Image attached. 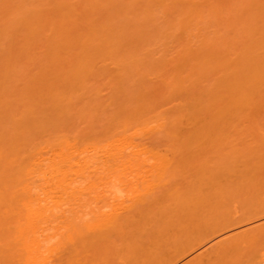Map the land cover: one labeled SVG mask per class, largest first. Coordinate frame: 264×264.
Listing matches in <instances>:
<instances>
[{"label":"bare ground","instance_id":"6f19581e","mask_svg":"<svg viewBox=\"0 0 264 264\" xmlns=\"http://www.w3.org/2000/svg\"><path fill=\"white\" fill-rule=\"evenodd\" d=\"M107 60L129 88L160 66L211 84L175 114L120 78L80 138L67 121L102 113L78 73ZM0 264H264V0H0Z\"/></svg>","mask_w":264,"mask_h":264},{"label":"rangeland","instance_id":"374dc122","mask_svg":"<svg viewBox=\"0 0 264 264\" xmlns=\"http://www.w3.org/2000/svg\"><path fill=\"white\" fill-rule=\"evenodd\" d=\"M107 62H108V63H107ZM98 64L101 65V66L96 65L94 69H90L89 71H85V70L82 69V72H81V73H78V75H80V76H79V77H80V81H79V82L82 81V82H81L82 85H81L80 83H78V84H80L81 88H82V87L84 88V89H83L84 92H83L82 95H79L80 93H79L78 95L76 94V98L74 99V101L77 102V103H79V104L82 102V103H83V106H84V104L87 105L86 102H88V101H89V102L91 101L90 103H92V102L94 101L95 98H97V100H98V101H96V103L94 102V105H95V106H93V108H92V106H90L89 108H87V107L85 106V107L88 109V113H89V111H91L92 109H94V107H96V110L98 111V110H99L98 108L101 109V108L105 107L106 105H109V104L113 101V103L111 104V105H112L111 107H110V105H109V106H106V109L108 108V112L111 114V113L113 112V110L115 109V104H116V102L118 101L117 104H119L120 102L124 101V100H123L124 98L126 99V97H124L123 94L120 95V92L118 93V96L120 95L119 97H118V96H117V97L114 96V95H116L117 92H118L117 89H115V90H117V91H112L113 88L117 86V84H120V83H121L120 85H121V87L123 86V88H122V90H121V89H119V90H121L122 92H123V89H124L125 91H126L127 89H128L129 91H130V90H133V92H134V93L136 92V94H138V93L140 92V93H139L140 96L143 95V94L141 95V91H142V93H143V92H144V93L147 92V95H148V92H149V95H148V96H147V95H145V96L143 95V97H146V98L150 96V97H149V100H147V102H149V101L152 102L153 99H155V101H156V99L160 98V99H159V102H157V103H161V102L163 101L164 98H168V100H169V97H170L169 95H171V97H170L171 100L169 101V103L172 105L171 109L174 110V111H175V114H176V111H177V109H176V108H177L176 105H177V103H178L179 105H180V103H182V104H185V102L188 103V102H190V98H188L189 100H187V101H188V102H187V101H186L187 98H184V97H183V96L187 93V92L185 93V91H184V95H183V94H182V95H178L179 97H181V99H177L178 96H176L175 94H178V91H179V93H181V92L183 93L182 90H185L186 88H189V89H190V86L193 85L194 82H196V83H200V82L205 78V77H204V78H203V77H199L200 79H198V78H197V75H198L197 72H196V74L194 75V77H192V78H191L190 75H189V77H190L189 80H188V78H187L188 82H190L191 80H193V78H194V80H195V78H197V79H196L195 81H194V80L191 81V82H190V86L187 87V85H189V83L186 84L187 81L185 80L186 78H185L184 75L187 74V73H189V69L186 68V69H188L187 73H185V72H186L185 69H184L185 72L182 70V75H183V73H185V74L183 75V77L185 78V79L183 78V79L185 80V82H183V83H185L186 85H184L183 83H179L178 86L176 85V86H177L176 88H175V86L173 85L174 88H175L174 90H175V91L177 90V93H176L175 91H174V92H170V90H173V86L170 84L169 86L167 85V88H166V87H165V84H166V83L169 84V82L171 81V82H173V83L178 84L177 82H175V80H177L178 82H179V81H180V82L182 81V80H180V78H179V80H178L177 77H174V75L171 74L172 72H173V73H176V71H177L178 69L174 71V70H172V69H174V68H171V69H170L169 66H168V68H169L168 71H167L166 69H165V70L163 69V71H159V69L161 70V67H164V66H160V67H158L159 69L156 67L157 70H155L156 68H153V67H152V70H153V71H152L151 69H150V70H151V71H150V70H148V68H147V70L150 71L149 73H150L151 75L148 73V71H147L146 69H145L146 71H145V70H142V72H144V71L147 72L146 75H148V77H146V75H145L144 73H143V75H145V76L143 77V75H142L143 78L140 77V76L137 75V74H134V75H133V76H134V79L138 76L136 79L140 78V80L142 79L143 81H142V82H141V81L139 82V83H141V84H137V83H134V82H133V83L135 84L136 87H135V86H131V85H129V86H131V87H130L131 89H130L128 86H124V85H123V82H122L123 79H122V77H120V78L122 79L121 82H120V80H119L120 78H119V79L117 78V76H118V72H123V73H124V71H116V70H117V69H116V66H114V65H112V64L110 65L108 60H107V61H104V62H100V63H98ZM107 65H108V66H107ZM112 66H114V68H112ZM109 67H110V68H109ZM154 67H155V66H154ZM165 67H167V66H165ZM165 67H164V68H165ZM170 67H171V66H170ZM92 68H93V67H92ZM149 68H151V67H149ZM111 69H113V70L111 71ZM118 69H119V68H118ZM93 70H94V72H93ZM96 70H98V71H96ZM120 70H121V69H120ZM80 71H81V70H80ZM114 71H115V72H114ZM166 71H167V72H166ZM192 71H193V70H192ZM92 72H93V73H92ZM95 72H96V73H95ZM180 72H181V70H180ZM190 72H191V71H190ZM89 73H92L93 75H90V77L87 78L86 75H88ZM94 73H95V74H94ZM109 73H110V74H109ZM116 73H117V74H116ZM134 73H136V72H134ZM169 73H170V74H169ZM194 73H195V71H194ZM176 74H177V73H176ZM190 74H191V73H190ZM121 75L123 76L122 73H121ZM121 75H119V76H121ZM149 75H150V76H149ZM180 75H181V74H180ZM130 76H131V75H130ZM171 76H172V77H171ZM178 76H179V75H178ZM187 76H188V75H187ZM187 76H186V77H187ZM191 76H192V75H191ZM166 77L168 78L169 81L167 80ZM85 78H87V79H89V80L87 81ZM124 78H125V77H124ZM131 78H132V76L130 77V79H128V81H125V82H126V85H128L132 80H134V79L131 80ZM163 78H164V80H162ZM173 78H174V79H173ZM181 78H182V77H181ZM201 78H203V79H201ZM210 78H212V77H210ZM144 79H145V80H144ZM165 79L167 80V82H165ZM170 79H171V80H170ZM172 79H173L174 81H172ZM206 79H208V77H206ZM83 80L87 81V82L84 81L85 83L88 84L87 86L89 87V89H88L87 91H89V90L92 88V89H91L92 92L90 91V94H93V93H94L93 96L95 95V98L92 97V95L90 96V95H88L87 93L85 94V90H86L87 87L85 88V87L83 86V85H85V84H83ZM107 80H108V81H107ZM116 80H117V81H116ZM126 80H127V79H126ZM161 80H162L163 82H162ZM197 80H199V82H197ZM106 81H107V84H106ZM109 81H110V82H109ZM134 81L137 82V80H134ZM138 81H139V80H138ZM111 82H112V83H111ZM119 82H120V83H119ZM143 82H144V83H143ZM146 82H148V86L151 87L153 90H152V89H149V90H148L149 87L146 85V84H147ZM171 82H170V83H171ZM203 82H204L203 84L200 83V84L203 85V87L205 86L204 84H206V82H210L208 86H210V84H211V80H210V81H203ZM91 83H93V84H91ZM142 83H143V84H142ZM163 83H164V84H163ZM90 84H91V87L89 86ZM103 84H104V85H103ZM124 84H125V83H124ZM155 84H156V86H157V87H156L157 89L155 88V90H154V86H155ZM157 84H158V85H157ZM161 84H162V86H164V87H162ZM200 84H199V85H200ZM99 85H100V87H99ZM115 85H116V86H115ZM120 85H119V86H120ZM137 85H139V86H137ZM142 85H143V87H147V89H145L146 91H145L143 88H142V90H141V87H140V86H142ZM144 85H145V86H144ZM153 85H154V86H153ZM182 85H183L184 87H182ZM80 86H79L78 88H80ZM85 86H86V85H85ZM102 86H103V87H102ZM185 86H186V87H185ZM206 86H207V84H206ZM208 86H207V87H208ZM110 87H111V88H110ZM134 87H135V88H134ZM168 87H169V88L171 87V89H169ZM179 87H180V89H182V88H183V89H182V90H178ZM196 87H197V85H196ZM203 87H202V89L205 90V88H203ZM68 88H69V87H68ZM81 88H80V90H79L80 92H82ZM94 88H95V89H94ZM99 88H101V89L99 90ZM109 88H110V89H109ZM159 88H163V89H161V92H160V89H159ZM165 88L168 89L167 92H170V93H165V92H164V91H166ZM184 88H185V89H184ZM191 88H192V87H191ZM194 88H195V86H194ZM93 89H94V90H93ZM102 89H103V90H102ZM104 89H105V90H104ZM108 89H109V92H108ZM158 89H159V92H160L159 94H161V93L164 92L166 96L164 95V93H163V96H164V97H162L161 95H159V96H160V97H159L157 94L155 95L156 92L158 93ZM97 90H98V91H97ZM101 90H102V91H101ZM139 90H141V91H139ZM143 90H144V91H143ZM186 90H187V89H186ZM193 90H194V89H193ZM68 91H69V90H68ZM95 91L99 94V97H96L97 94H96ZM106 91H107L108 93L105 94ZM111 91H112L113 93H112ZM138 91H139V92H138ZM150 91H151V92H150ZM152 91H153V94H150V93H152ZM154 91H155V92H154ZM180 91H181V92H180ZM187 91H188V90H187ZM205 91H206V90H205ZM102 92H103V94H102ZM133 92H131V93H133ZM88 93H89V92H88ZM134 93H133V94H134ZM192 93H193V92H192ZM108 94H109V96H108ZM136 94H135V96H136ZM168 94H169V95H168ZM187 94H188V93H187ZM194 94H197V96H198V92H195ZM152 95H153V96H156V97H155V98H154V97L152 98ZM188 95H191V94L189 93ZM122 96H123V97H122ZM135 96H133V98H134L133 100H135V104H136V102H138L139 100L137 99L138 96H136V97H135ZM157 96H158V97H157ZM91 97H92V98H91ZM106 97H107V99L110 98V100H111L112 98H113V99L116 98V99H115V101H114L113 99H112V101L109 100L110 102L107 104V101H108V100L105 101V100H106ZM185 97H187V96L185 95ZM189 97H190V96H189ZM195 97H196V96H195ZM87 98H89V99H91V100H87ZM150 98H151V99H150ZM162 98H163V99H162ZM85 99H86V101H85ZM92 99H93V101H92ZM118 99H119V100H118ZM139 99H140V97H139ZM147 99H148V98H147ZM161 99H162V101L160 102ZM175 99H176V100H175ZM183 99H185V102L183 101ZM192 99H193V97H192ZM77 100H78L79 102H78ZM80 100H81V101H80ZM82 100H83V101H82ZM95 100H96V99H95ZM100 100H101V101H100ZM103 100L106 102V103H105L106 105L104 104V101H103ZM121 100H122V101H121ZM136 100H138V101H136ZM143 100H144V101H143ZM178 100H179V101H178ZM119 101H120V102H119ZM157 101H158V100H157ZM175 101H176V102L178 101V102L176 103ZM181 101H182V102H181ZM192 101H193V100H192ZM192 101H191V102H192ZM100 102H101V105H100ZM132 102H133V101H132ZM139 102H140V103H139ZM139 102H138V104H141V103L144 104V103H146V99L141 98V100H140ZM164 102H165V101H164ZM164 102H163V103H164ZM173 102H174V104L176 103L174 108H173ZM82 103H81V104H82ZM102 103H103V104H102ZM122 103H123V102H122ZM154 103H156V102H154ZM166 103H168V102H166ZM166 103H165V104H166ZM169 103L166 104V105L163 104V105H164V107H163V108H164V111H167V110H168V111H169V112H167L168 114L170 113V110H171V109H168V108H170V106H169L170 104H169ZM81 104H80V105H81ZM117 104H116V105H117ZM90 105H91V104H90ZM160 105H161V104H160ZM167 105H168V107H167ZM155 106L160 107L158 104H157V105L155 104ZM177 106H178V105H177ZM157 107H156V108H157ZM161 107H162V106H161ZM91 108H92V109H91ZM156 108H155V111H156ZM163 108H161V110H162ZM165 108H166V109H165ZM106 109H105V108L103 109L105 113L103 112V110H101V112L98 111V112H100V113H102V114L104 113L103 115L101 114V118H99L100 116L98 115V118H97V119H94V118H95L94 116H96V115H92V116L90 115V116H89L90 113L87 114L88 116H87V117H86V116L84 117V118H86V121L84 122V121L82 120L83 123H81V120H80V119H83V117L80 118L79 116H78V117L74 116V117H73L74 119L72 118V121L69 119V120L67 121V122H68L67 127L69 128V129H68L69 132H70V133H72V132H73V133H77V131H78L79 135H81L80 138H84V139H85L86 137H89V138L91 137V138H96V139L101 138V136L104 137V135H105L106 132H107L106 130H107V128H108V127H105V126H106V122H105V117H106V116H105V115H109L108 112H107V114H106V111H107ZM94 110H95V109H94ZM109 110H110V111H109ZM172 110H171V112H172ZM92 111H93V110H92ZM111 111H112V112H111ZM158 111H160V109H158ZM164 111H163V113L166 114V116H167V113L164 112ZM174 111H173V112H174ZM161 112H162V111H161ZM173 112H172V113H173ZM92 113H94V112H92ZM156 113H157V111H156ZM156 113H153V114L155 115ZM163 113H160V112H159V113L156 114V115L158 116L159 114L161 115V114H163ZM151 114H152V113H151ZM164 114H163V116H165ZM170 114H171V113H170ZM166 116H165V117H166ZM170 116H172V115H170ZM154 117H155V119L157 120V117H156V116H154ZM161 117H162V116H161ZM161 117H160V118H161ZM91 118H93V120H94L93 122H92V119H91ZM149 118H150V117H149ZM149 118H148V119H149ZM75 119H76V120H75ZM148 119H147V120H148ZM152 119H153V117H152L151 119H149L150 121H148V122H154V124L157 123V122H155L156 120L154 121V119H153V121H151ZM158 119H159V117H158ZM205 119H206V118H205ZM79 120H80V121H79ZM84 120H85V119H84ZM74 121H75V122H74ZM97 121H98V122H97ZM102 121H104V122H102ZM203 121H204V120H202L201 123H202ZM206 121L208 122V118H207ZM69 122H70V123H69ZM91 122H92V124H91ZM210 122H211V121L208 122L209 124L206 123V125H205V126H208V127H209V126L214 127V128L211 127L212 129H210V130L215 129V128H216L215 126H218V125H219V124L217 125V123H216V124H212V123H210ZM85 123H86V124H85ZM94 123H97V124H96V127H95ZM201 123H200V126L202 125ZM203 123L205 124V121H204ZM88 124H89V126L92 127L94 130L97 129L96 131L92 130V131L95 132V133H91V134H90V132L88 131V129L90 130ZM146 124L149 125V123H145L144 125H146ZM211 124H212V125H211ZM101 125H103V126H101ZM213 125H214V126H213ZM70 126H71V127H70ZM86 126H87V127H86ZM107 126H108V125H107ZM152 126H154V125H152V123H151V127H152ZM203 126H204V125H203ZM99 127H101V128H99ZM103 127H104V129H103ZM148 127H149V126H148ZM155 127H156V126H155ZM208 127H207V128H208ZM80 128H81V129H80ZM92 128H91V129H92ZM152 128H153V127H152ZM156 128H157V127H156ZM209 128H210V127H209ZM218 128H221V126L219 125ZM83 129H84V130H83ZM99 129H100V130H99ZM68 130H67V131H68ZM82 130H83V131H82ZM148 130H149V129H148ZM207 130H208V129H207ZM215 130H217V129H215ZM215 130H213L214 133H215V135H219V136H220L221 133L219 134V132H221V130L218 129V130H220V131H218V130H217L218 132L216 131L218 134L215 132ZM92 131H91V132H92ZM105 131H106V132H105ZM213 131H212V133H213ZM80 132H81V133H80ZM148 132H149V131H148ZM148 132H146V133H147L146 136L143 134V135H142V138H140L141 136L139 137L140 142H141V141H143V142H147V140L150 141V142H152V141L154 140L155 142H158V141H159L158 144H161V146H162V145H163L162 142L164 143V142L166 141L165 139H164V141H161L160 139H162V138H156V137H154V136H155L154 134H156V133H157L156 136H157V135H160V134H158V131H154L153 129H152V131H151V129H150V132H149V133H148ZM151 132H154V134L152 135ZM155 132H156V133H155ZM83 133H84V134H83ZM97 133H98V134H97ZM144 133H145V132H144ZM146 133H145V134H146ZM150 133H151V134H150ZM96 134H97V135H96ZM148 134H150V135H149L150 137L148 136ZM210 134H211V133H210ZM94 135H95V136H94ZM213 135H214V134H212V137H213ZM221 135H222V134H221ZM151 136H152V139H151ZM219 136H218V137H219ZM97 137H98V138H97ZM144 137H146V138H144ZM212 137H211V135H210V137H209V136H208V138L206 137V140L209 139V141H210V140L213 141V140H215V139H218V140H216V141L221 142L220 139H223V138H221V137L217 138L216 136H214L213 138H215V139H213ZM149 138H150L151 140H150ZM153 138H154V139H153ZM164 138H165V137H164ZM166 138H167V137H166ZM195 138H196V137H195ZM195 138H192V139H193L192 141H195V140H194ZM202 138H203V139H201V138H199V139L204 141V142L202 141V143H205L206 140H204V137H202ZM211 138H212V139H211ZM136 139H137V138H136ZM155 139H156L157 141H156ZM197 139H198V138H197ZM199 139H198V141L201 142ZM137 140H138V139H137ZM137 140H136V141H137ZM162 140H163V139H162ZM154 141H153V143H155ZM168 141H169V139H168ZM168 141H166V142H168ZM192 141H191V142H192ZM209 141H207V142H209ZM216 141H214V142H215L216 145H218L219 142H218V144H217ZM138 142H139V141H138ZM166 142L164 143L165 145H166ZM199 142H197V143L193 142V144H191V146L194 145V144H198V146H199V144H200V147H202V144L199 143ZM214 142H213V143H214ZM141 143H142V142H141ZM221 143H222V142H221ZM205 144L207 145V143H205ZM156 145H157V143H156ZM165 145H163L162 147H164ZM206 145H205V146H206ZM210 145H211V143H210ZM210 145L207 146V148L210 147ZM213 145H214V144H213ZM191 146H190V147H191ZM195 146H196V145H195ZM195 146H194V147H195ZM205 146H204V148H206ZM159 147H160V146H159ZM162 147H161V149H162ZM194 147H191V148H194ZM200 147H199V148H200ZM212 147L214 148V146H212ZM221 147H222V145L219 144V145H218L216 148H214L213 150H212V148H211L212 151L208 148V150L211 151V152H209V151L206 152V150L203 149V148H202V150L199 149L198 147H196V148L199 149V152H200V153L203 152L202 154H203V156H205V157L207 156L206 158H209L208 156H210V155H211V156L213 155V156L215 157L217 154H219L218 157H217L218 160H219V159H221V158H220V157H221V155H220V153H221V149H220V148H221ZM196 148H195V149H196ZM163 149H164V148H163ZM216 149H217V150H216ZM200 150H201V151H200ZM203 150H205V152H204ZM214 150H216V151H214ZM218 150L220 151L219 153H217ZM213 151L215 152V154H213V153H214ZM193 152H194V151H193ZM195 152H196V154H195ZM195 152L193 153V155H192V153H191V155H192L193 157H195L196 160H197V158H200V157H201V158H200V160L198 159L197 161H195V160H194V161H195L196 163H197L198 161H201V162L204 161L203 156H202V155L200 156L199 153H198V155H197V151H195ZM186 153H187V152H185V154H186ZM188 153H190V152H188ZM178 154H180V153H177V155H178ZM183 154H184V153H182V155L180 154L181 156H179V157H184V158H185V156H183ZM185 154H184V155H185ZM177 155H176V156H177ZM176 156H175V157H176ZM186 156L188 157V155H186ZM211 156H210V161L212 160V162H213L214 157L212 158ZM173 157H174V156H173ZM177 157H178V156H177ZM193 157H192V159H193ZM184 158H183V159H184ZM215 158H216V157H215ZM175 159H177V158H175ZM178 159H179V158H178ZM187 159L189 160V162L192 161V160L189 159V158H187ZM201 159H203V160H201ZM185 160H186V158H185ZM188 160H187V161H188ZM207 160H209V159H207ZM207 160L205 159V161H207ZM216 160H217V159H216ZM194 161H193L192 163H194ZM220 161H221V160H220ZM215 162H217V161H215ZM199 163H200V162H199ZM218 163H219V162H218ZM179 174H181V172H179ZM179 174H178V177L180 176ZM182 174H183V173H182ZM178 177H176V178H178ZM180 177H181V176H180ZM180 177L178 178V179H179V182L183 180L182 177H181V178H180ZM178 179H177V180H178ZM176 182H177V181H176ZM100 189H101V190H100ZM159 189H160V187H156V188H155V190H159ZM98 190L101 191V192L98 191L99 193H101V194L105 193V194H106V192H107V187H106V189H105V187H103V188L100 187ZM105 191H106V192H105ZM101 194H100V195H101Z\"/></svg>","mask_w":264,"mask_h":264}]
</instances>
